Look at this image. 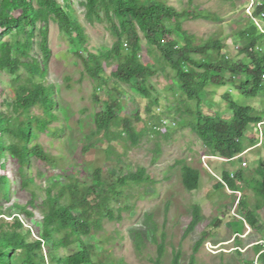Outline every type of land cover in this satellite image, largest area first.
<instances>
[{
    "label": "trees",
    "instance_id": "trees-1",
    "mask_svg": "<svg viewBox=\"0 0 264 264\" xmlns=\"http://www.w3.org/2000/svg\"><path fill=\"white\" fill-rule=\"evenodd\" d=\"M35 3L36 9L32 0H2L0 4V33L6 32L8 39L0 43V73L13 78L3 103L8 111L0 113V264H95L90 241L102 230L104 219L114 220L110 200L122 195L119 188L140 184L145 172L140 169L119 178L118 168L108 169L105 174L98 168L88 179L80 178L81 171L77 170L68 184L54 181L42 191L44 199L37 202L36 190L41 188L30 177L31 158L53 168L58 166V159L64 158L45 150L39 142L40 136L46 134L50 138L51 148L53 139L59 140L66 133L65 128L52 127L59 118L54 112L55 86L46 80L51 58L48 27L51 22L56 24L67 41L75 36L80 47L87 36L82 24L74 18L69 0H64L66 8L55 0H35ZM84 7L87 20L104 18L116 38L110 49L97 54L85 51L78 56L87 75L96 83L93 100L101 107L95 114V131L87 137H97L100 146L108 144L103 150L107 156L114 153L111 145L115 142L130 141L134 147L145 134L143 130H134V124L140 122L138 114L119 116L121 104L112 95L121 98L124 93L121 86L125 85L150 100V80L158 75L170 78V90L178 86L176 93L184 101L183 109L177 113L179 123L191 128L210 157L231 162L258 145L259 140L248 136V132L251 126L264 122V109L260 116L256 115L252 106L243 105V100L242 104L229 100V94L223 95V100L229 101L227 109L216 102L213 107L212 102L208 105L201 96L212 86L234 87L241 99L258 98L264 88V37L252 20L261 19L264 0L255 1L251 17L246 13L243 18L240 16L242 24L234 37L243 45L234 57L224 53L227 46L221 32L214 38L198 40L183 28L185 21L196 18L219 23L217 14L193 15L190 8L179 11L169 6L167 0H86ZM37 25L41 62L30 56ZM103 63L112 67L108 77ZM104 87L110 94L102 100L99 93ZM151 104L157 106L158 102ZM152 119L155 127L161 123L159 117ZM153 133L160 134L156 130ZM7 164L14 176L15 194H29L28 202L11 201ZM259 170L264 177V163L259 165ZM243 178L239 172L223 173L221 181L236 193L237 180L244 181ZM200 181L198 170L183 166L181 183L187 191H197ZM222 183L215 190L222 189ZM255 189L258 199L254 212L245 208V200L238 202L244 221L252 229L258 221L256 212L262 209L264 213V178L257 180ZM36 210L40 211L38 216ZM199 221L200 210L195 207L186 234ZM142 242V235L137 233L138 249ZM200 245L201 240L195 252ZM163 250V246L158 247L153 264H162ZM254 250L257 254L262 252L258 245ZM180 259V252L174 253L171 264H180ZM258 260L264 263V253H260ZM189 264H195L194 256Z\"/></svg>",
    "mask_w": 264,
    "mask_h": 264
},
{
    "label": "rangeland",
    "instance_id": "rangeland-1",
    "mask_svg": "<svg viewBox=\"0 0 264 264\" xmlns=\"http://www.w3.org/2000/svg\"><path fill=\"white\" fill-rule=\"evenodd\" d=\"M55 1L66 8L64 0ZM85 1L69 0L74 18L82 24L87 36L83 47H80L75 36L70 38V42L67 41L56 24L51 22L48 27L51 58L46 80L55 86L54 112L59 118L52 127L59 130L65 128L66 133L61 134L59 140L53 139L51 148L50 138L46 134L40 136L39 142L45 150H49L55 157L61 154L64 158L58 159V166L54 168L35 157L31 158L30 177L41 188L36 190L37 202L44 199V189L57 180L61 184H68L77 170L81 171L80 178L90 179L98 168L104 174L108 169L118 168L119 178L143 169L145 175L140 184L119 188V191H123L122 195L110 200L109 209L112 210L114 220L104 219L102 230L90 241L95 264H153L159 246L164 248L162 264H171L174 253L178 252L181 255L180 264H189L192 256L195 264H264L258 260L260 253H264V213L262 209L256 212L258 221L252 229L247 226L243 211L238 206L239 201L245 200V208L252 212L255 210L258 199L255 189L257 180L264 178L259 170V165L264 163V122L260 131L254 126L250 127L248 136L258 139L260 143L247 150L248 153L240 159L225 162L210 157L191 128L179 123L180 116L177 113L178 109H183L184 104L181 102L184 101H180L176 93L178 86L170 90V78L158 75L150 80V100L125 85L121 86L124 92L121 98L115 96V93L112 95L121 104L119 116L138 114L140 122L134 124V130H143L145 134L134 147L130 141L115 142L111 145L114 153L107 156L103 150L108 144L100 146L97 137H87L95 131L94 118L101 107L93 100L96 83L87 75L78 56L85 54V51L87 54H97L110 49L116 38L110 33L104 18L99 20L93 17L92 21L87 20ZM255 1L167 0V4L179 11L190 8L193 15L217 14L221 19L219 23L196 18L185 21L183 28L198 40L214 38L221 32L228 48L224 53L228 52L234 57L236 50L243 45L242 41L234 37L242 24L240 16L243 18L244 13L251 12V5ZM32 3L35 9L38 8L35 0ZM100 16L103 17V13ZM38 27L33 33L30 56L41 62ZM6 36V32L0 33V43L8 40ZM142 43L145 48L144 38ZM103 67L108 77L112 67L106 63H103ZM21 73L26 78L23 69ZM170 76L173 77L171 73ZM12 79L6 73H0V113L8 111L3 103ZM108 94L109 90L104 87L99 96L103 100ZM224 94H229V100H237L240 104L243 100V105L252 106L256 115L260 116L264 109V88L258 98L246 100L240 98L234 87L210 86L201 98L208 105L212 102L214 107L216 102L227 109L229 101L223 100ZM155 100L157 106L151 104ZM35 113L38 114L36 110ZM154 117L161 120L156 127L152 119ZM153 130L160 134L153 133ZM184 165L200 172L201 181L197 191L189 192L182 186ZM6 168L11 201L28 202L29 194H15L14 176L8 164ZM236 172L243 174L244 181L237 180L238 189L234 193L221 180L223 173L233 175ZM219 183H222V189L215 190ZM195 207L200 210V221L190 234H186ZM35 213L38 216L40 211L36 210ZM209 230L212 232L208 233ZM137 233L143 239V246L139 249L135 245ZM200 240L201 245L195 252ZM256 245L260 246L262 252H255Z\"/></svg>",
    "mask_w": 264,
    "mask_h": 264
},
{
    "label": "clouds",
    "instance_id": "clouds-1",
    "mask_svg": "<svg viewBox=\"0 0 264 264\" xmlns=\"http://www.w3.org/2000/svg\"><path fill=\"white\" fill-rule=\"evenodd\" d=\"M251 8H253V6H251ZM252 10V9H251ZM249 17H251V12H248L247 14ZM261 15V14H260ZM264 15V14H263ZM261 15V19H253V23L256 26V28L258 29V31L262 34V36L264 37V16ZM262 80L264 81V76H262ZM264 120V119H263ZM263 124L259 123L257 125H255V127L257 128L258 131H260V126ZM259 138L261 139V132H259ZM260 143V142H259Z\"/></svg>",
    "mask_w": 264,
    "mask_h": 264
},
{
    "label": "bare ground",
    "instance_id": "bare-ground-1",
    "mask_svg": "<svg viewBox=\"0 0 264 264\" xmlns=\"http://www.w3.org/2000/svg\"><path fill=\"white\" fill-rule=\"evenodd\" d=\"M249 4H251V3H249ZM252 6V5H251Z\"/></svg>",
    "mask_w": 264,
    "mask_h": 264
}]
</instances>
